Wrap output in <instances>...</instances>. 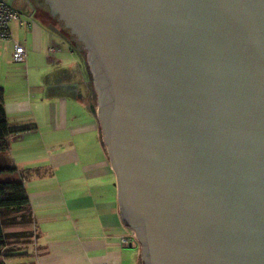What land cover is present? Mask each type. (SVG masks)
<instances>
[{"label": "water", "instance_id": "obj_1", "mask_svg": "<svg viewBox=\"0 0 264 264\" xmlns=\"http://www.w3.org/2000/svg\"><path fill=\"white\" fill-rule=\"evenodd\" d=\"M36 1L87 51L141 264H264V0Z\"/></svg>", "mask_w": 264, "mask_h": 264}, {"label": "crops", "instance_id": "obj_2", "mask_svg": "<svg viewBox=\"0 0 264 264\" xmlns=\"http://www.w3.org/2000/svg\"><path fill=\"white\" fill-rule=\"evenodd\" d=\"M8 4L24 22L33 11L35 21L29 28L11 22L12 39L0 49H10L6 64L16 42L25 48V61L30 52L41 64L26 89L10 95L1 86L10 127L24 129L10 136L14 170L6 179L20 180L29 198L40 248L34 264H134L128 248L137 245L120 239L130 230L119 217L116 178L89 101L86 63L40 15L47 12L36 0ZM18 30L22 36L16 38Z\"/></svg>", "mask_w": 264, "mask_h": 264}, {"label": "rangeland", "instance_id": "obj_3", "mask_svg": "<svg viewBox=\"0 0 264 264\" xmlns=\"http://www.w3.org/2000/svg\"><path fill=\"white\" fill-rule=\"evenodd\" d=\"M8 3H12L14 1L17 0H6ZM17 20V19H16ZM33 22L35 21V16L32 17ZM19 21V20H18ZM61 27L59 24L54 25L53 29L56 32H59L61 30ZM64 28V27H63ZM65 31L68 35L63 34V40H66V42L69 44V46L73 49V50H77L80 54V58L81 60H83V62L86 63V60L84 58L85 54H86V49L84 48L83 44L81 43V41H78V39L74 38L66 29H62V31ZM14 35L16 38H18L19 36H22V33L20 32V30H18V34H16L14 32ZM60 44V40L58 39H54V43L53 44ZM8 50H10L8 47L7 49H3L2 51H0V61H1V65H0V86H4L5 85V90L7 89L6 93H10V95H13L14 93L16 94L17 90L22 89V87L24 89H26V86H28L29 83L32 82V78L34 77L35 74H37L36 70L37 67H39L40 64V60L38 58L37 55H32L30 52H28L30 59L27 58V61L24 62H14L12 60H10V64L11 65H7L6 62H8ZM26 66V69H24V67ZM85 72L89 73L87 67L85 68ZM90 76V74H89ZM39 78V77H38ZM91 86V87H90ZM89 87L91 89V95L89 98V101L91 104H93L94 106H96V102H95V98H94V93H93V89H92V84H91V79H90V83H89ZM10 174V173H2L0 175V180H7L6 176ZM27 229V230H26ZM31 231L32 235L29 236H15L13 239H11V241L8 244V249H10V252L14 253L13 255H9L8 258H5L4 261L6 264H34V259H35V255L37 253H39L40 248L36 245L35 241L36 238L34 237L35 234L33 235V228L32 225L28 226V227H21V226H12L9 228H6V231H12V232H18V231ZM131 231H129L130 233ZM128 233V235H129ZM136 246H132V244H129V246L131 245L132 247L128 248L131 252H132V259H133V263L136 264L137 262V254H138V263L140 262V264L142 263L141 258H140V247L138 245V241H135ZM127 245V244H125ZM9 252V253H10Z\"/></svg>", "mask_w": 264, "mask_h": 264}, {"label": "trees", "instance_id": "obj_4", "mask_svg": "<svg viewBox=\"0 0 264 264\" xmlns=\"http://www.w3.org/2000/svg\"><path fill=\"white\" fill-rule=\"evenodd\" d=\"M59 22L64 27L63 22L61 20ZM22 130L24 129L10 127L4 108L3 88L0 86V174L11 173L14 170L7 154L9 140L11 135ZM32 220V210L23 183L14 179L0 180V264H6L4 259L14 254L8 249L11 239L19 235L29 237L32 235L31 231L12 232L6 231V228L28 227L32 224Z\"/></svg>", "mask_w": 264, "mask_h": 264}, {"label": "built area", "instance_id": "obj_5", "mask_svg": "<svg viewBox=\"0 0 264 264\" xmlns=\"http://www.w3.org/2000/svg\"><path fill=\"white\" fill-rule=\"evenodd\" d=\"M29 17H31V20L28 22H24L20 19V13L10 6L6 1L0 0V49L2 47L3 42L7 40H11V30H10V24L13 20H19L20 25L27 26L28 28L33 25V11L29 14ZM50 52H54L55 49L53 46H50L49 48ZM12 60L14 62H24L26 60V51L25 48L19 44L15 43L13 52H12ZM121 243L123 244H134L136 241L135 235L130 232L129 235L122 236Z\"/></svg>", "mask_w": 264, "mask_h": 264}, {"label": "flooded vegetation", "instance_id": "obj_6", "mask_svg": "<svg viewBox=\"0 0 264 264\" xmlns=\"http://www.w3.org/2000/svg\"><path fill=\"white\" fill-rule=\"evenodd\" d=\"M43 2H44V4L46 5V3H45V1L43 0ZM47 6V5H46ZM48 7V6H47ZM40 15L44 18V20L45 21H47V23L51 26V27H54V25H56L58 22H59V18L56 16V15H52L51 13H50V11H49V8H48V14L47 13H45V12H41L40 11ZM64 24V23H63ZM62 29L63 28H61V30L59 31V32H57V34L59 35V36H62V37H64L63 36V34H61V33H64V34H66L67 35V33L63 30L62 31ZM67 37H68V35H67Z\"/></svg>", "mask_w": 264, "mask_h": 264}]
</instances>
